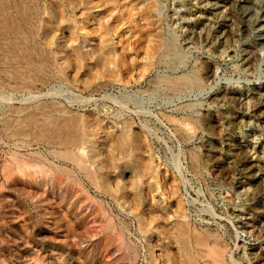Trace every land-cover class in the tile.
I'll return each instance as SVG.
<instances>
[{"label": "rangeland", "instance_id": "rangeland-1", "mask_svg": "<svg viewBox=\"0 0 264 264\" xmlns=\"http://www.w3.org/2000/svg\"><path fill=\"white\" fill-rule=\"evenodd\" d=\"M36 1L40 15L51 16L44 32L53 45L72 31L105 38L112 61L103 72L96 58L79 67L71 56L65 71L24 89L0 60V264H150L141 229L144 200L162 213L164 228L183 220L217 234L226 264H264V28L257 17L264 0H84L92 6L88 24L78 2ZM155 2L159 11L147 14L145 6ZM110 7L115 12L104 15ZM158 35L168 46L163 52ZM190 72L198 83L182 91L161 82ZM36 99L128 126L139 152L130 139L114 144L117 161L109 177L95 182L79 172L74 182L32 188L25 177L2 188L11 156L39 153L61 163L46 146L14 144L3 130V122L16 117L8 108ZM30 170L41 175L39 166Z\"/></svg>", "mask_w": 264, "mask_h": 264}, {"label": "bare ground", "instance_id": "bare-ground-1", "mask_svg": "<svg viewBox=\"0 0 264 264\" xmlns=\"http://www.w3.org/2000/svg\"><path fill=\"white\" fill-rule=\"evenodd\" d=\"M31 1L0 0V60L10 67L7 72L11 77L10 79H15L16 83L23 86L24 89L26 86L28 88V85L35 80H43V78L53 76L60 71L61 73L65 71V68L72 63L71 56H73V64L79 67L87 60L92 61L96 58V64L102 66L101 70L104 72L107 69V65L112 61L110 43L107 39L103 38L95 41L92 36L76 35L72 31L68 32V35L59 38L62 43L57 48L49 38L51 33L44 32L48 30L47 23L51 16L48 14L40 15V8L34 7L32 5L33 1ZM73 1L78 2V6L82 9L81 15H79L82 24H88V17L93 14L91 11L92 6L84 7V0ZM117 1L102 0V3L112 5ZM43 10L44 13H48L47 9ZM154 10L159 11L156 2L145 6L147 14ZM112 12H115V8L110 7L108 12L106 9L104 10V15H112ZM259 14L257 17H260V20L263 21L261 27L264 28V2L261 3ZM70 19H73V16H70ZM155 44L162 52L168 48L165 40L160 35H158ZM161 54L169 55L168 53ZM177 61L179 59L176 57L174 62ZM0 80L2 81V78ZM161 82L166 89L175 92L182 91L189 85L197 84L198 80L194 73L190 72L189 75L183 74L175 78H162ZM12 107L5 112L16 117L12 120H3L2 127L5 135L8 138L12 137L14 144H21V146L42 144L47 147L56 161L65 162L70 166L48 162L46 161L47 158L39 153L30 152L27 158L23 160H21V157L11 156L12 165L8 164L9 161L8 163L5 162L3 167L2 177L5 179L3 178L4 180L1 183L2 188L6 185L5 182L12 185L13 182L16 183L17 180L25 177L32 178L27 181L32 188L35 186L42 188L49 180H63L66 178L73 181L79 172L90 179H94L95 182L97 177H109V167L115 165L117 161L116 155L111 150L114 144L122 145L130 139L135 145V150L139 152L141 143L135 134L126 131L127 128L129 129L128 126H126L127 128L124 127V130L113 120L105 119L97 113L84 112L76 114L68 110L65 111L53 100L38 102V99H36L32 100V103L26 105V107ZM87 133H90L91 137ZM85 143H90L93 149L86 150ZM104 148H106L107 154H103ZM6 152H8L7 149ZM138 152L133 153V158L137 160L140 166L143 164L141 167L144 168L146 160L141 162ZM36 166H39L41 175L36 174L38 169L37 171L33 170L34 172L30 170ZM45 166H50L52 172L48 173ZM32 192L30 191L29 195ZM141 197L146 199L147 194L145 191L141 192ZM141 207L145 220L144 223L142 222L141 229L144 233L146 257L150 264H177L179 260L181 264H197L202 259H209V264H226L224 248L217 234L207 228L201 230L192 228L190 224L183 220L167 221L169 227L164 228V225L160 223L162 213L157 210L151 211L146 200H144V203L141 202ZM162 238H169L170 240L166 241L164 239L163 241Z\"/></svg>", "mask_w": 264, "mask_h": 264}]
</instances>
